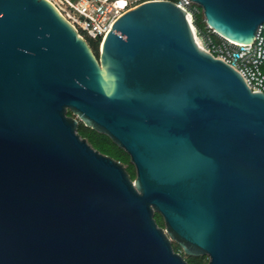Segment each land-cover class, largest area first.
Segmentation results:
<instances>
[{"label":"water","instance_id":"obj_1","mask_svg":"<svg viewBox=\"0 0 264 264\" xmlns=\"http://www.w3.org/2000/svg\"><path fill=\"white\" fill-rule=\"evenodd\" d=\"M191 1L234 42L264 24V0ZM194 30L149 0L96 56L49 0H0V264H264V92Z\"/></svg>","mask_w":264,"mask_h":264},{"label":"built area","instance_id":"obj_2","mask_svg":"<svg viewBox=\"0 0 264 264\" xmlns=\"http://www.w3.org/2000/svg\"><path fill=\"white\" fill-rule=\"evenodd\" d=\"M59 12L86 39L98 40L99 46L109 32L111 25L127 10L149 0H49ZM191 0H178L189 16L194 27L197 42L213 56L239 70L252 91L264 92V74L261 65L264 61V24L260 25L251 43H238L220 37L214 41L210 30L199 33L193 24Z\"/></svg>","mask_w":264,"mask_h":264},{"label":"trees","instance_id":"obj_3","mask_svg":"<svg viewBox=\"0 0 264 264\" xmlns=\"http://www.w3.org/2000/svg\"><path fill=\"white\" fill-rule=\"evenodd\" d=\"M173 2H177L178 0H171ZM190 10L192 11L193 16V24L196 27L197 31L199 33L206 32L210 29L207 28L206 23L203 19L202 9L200 6H198L195 3L191 4ZM264 33V29H263ZM210 34L214 41H218L220 37L212 32L210 30ZM88 43L94 53L98 56V49H99V41L98 40H92L87 38ZM261 70L264 74V61L261 65ZM69 115L71 114L70 111L67 112ZM77 132L81 137L86 138L88 143L94 148L97 149L99 152L109 155L113 157L114 159L122 162L125 165L126 170L128 171L131 179L135 177V169L133 164L130 162L129 155L120 147H118L115 143L111 141V139L103 134L95 131L94 129L85 126L83 123L79 122L77 126ZM154 218L156 223L163 227V219L160 214L155 213ZM174 250L181 252L180 247L174 242ZM184 258L189 264H207L208 257L206 255H200V256H187L184 255Z\"/></svg>","mask_w":264,"mask_h":264},{"label":"bare ground","instance_id":"obj_4","mask_svg":"<svg viewBox=\"0 0 264 264\" xmlns=\"http://www.w3.org/2000/svg\"><path fill=\"white\" fill-rule=\"evenodd\" d=\"M180 7V6H179ZM181 8V7H180ZM185 14H186V18L188 19V20H190L189 19V16H188V14L185 12ZM193 27V26H192ZM194 28V27H193Z\"/></svg>","mask_w":264,"mask_h":264},{"label":"flooded vegetation","instance_id":"obj_5","mask_svg":"<svg viewBox=\"0 0 264 264\" xmlns=\"http://www.w3.org/2000/svg\"><path fill=\"white\" fill-rule=\"evenodd\" d=\"M95 55H96V54H95ZM96 56H97V55H96ZM163 227H164V226H163ZM174 246H175V245H174V242H172V247H173V249H174ZM181 253H182V252H181ZM182 255H183V254H182Z\"/></svg>","mask_w":264,"mask_h":264},{"label":"rangeland","instance_id":"obj_6","mask_svg":"<svg viewBox=\"0 0 264 264\" xmlns=\"http://www.w3.org/2000/svg\"><path fill=\"white\" fill-rule=\"evenodd\" d=\"M194 3V2H193ZM99 48H100V46H99ZM98 52H99V49H98Z\"/></svg>","mask_w":264,"mask_h":264}]
</instances>
